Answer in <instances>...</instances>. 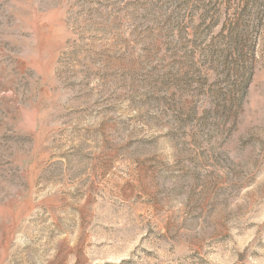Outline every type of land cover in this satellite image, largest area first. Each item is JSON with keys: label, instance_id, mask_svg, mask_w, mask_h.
Wrapping results in <instances>:
<instances>
[{"label": "rangeland", "instance_id": "1", "mask_svg": "<svg viewBox=\"0 0 264 264\" xmlns=\"http://www.w3.org/2000/svg\"><path fill=\"white\" fill-rule=\"evenodd\" d=\"M0 264H264V0H0Z\"/></svg>", "mask_w": 264, "mask_h": 264}]
</instances>
